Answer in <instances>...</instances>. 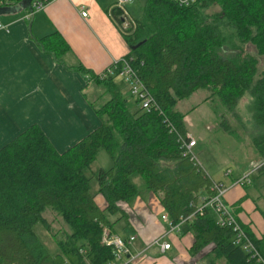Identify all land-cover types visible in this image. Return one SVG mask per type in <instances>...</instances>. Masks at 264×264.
Here are the masks:
<instances>
[{
	"label": "trees",
	"instance_id": "trees-1",
	"mask_svg": "<svg viewBox=\"0 0 264 264\" xmlns=\"http://www.w3.org/2000/svg\"><path fill=\"white\" fill-rule=\"evenodd\" d=\"M20 1L3 0L1 6L13 7ZM111 12L121 25L120 10L114 7ZM132 25L126 31L119 26L130 47L125 56L133 58L157 109L146 111L139 99L123 95L115 73L95 80L108 95L95 108L100 125L67 150L58 152L36 124L1 147L0 264H108L112 247L101 243L103 228H112L111 216L122 214L119 202L141 195L131 179L137 174L173 221L192 212L189 204L210 194L211 178L183 155L165 119L184 136V115L176 105L198 90L208 91V98L216 97L231 113L241 98L249 96L246 108L253 125L249 140L264 158V68L259 66L264 59V0H197L186 7L172 0H146ZM39 42L62 60L67 46L60 33ZM226 123L219 125L240 139ZM100 149L113 165L87 176L85 170ZM97 194L107 202L104 209L95 201ZM48 208L68 228L61 238L43 216ZM37 222L51 234L59 253L51 254L38 238ZM188 223L195 233V248L215 242L216 252L231 264H263L233 243L231 230L217 226L210 210ZM245 231L264 260V234L255 238Z\"/></svg>",
	"mask_w": 264,
	"mask_h": 264
},
{
	"label": "crops",
	"instance_id": "crops-1",
	"mask_svg": "<svg viewBox=\"0 0 264 264\" xmlns=\"http://www.w3.org/2000/svg\"><path fill=\"white\" fill-rule=\"evenodd\" d=\"M114 7V0H53L30 16L23 9L0 15V22L9 29L0 31V148L36 124L56 150L63 152L100 125L89 91L93 85L87 76L104 71L130 51L112 15ZM83 10L87 12L85 17L81 15ZM55 31L67 46L60 62L39 42ZM205 102L208 99L200 103ZM180 112L187 133L196 141L193 150L200 143L205 146L206 132L213 128L208 123L216 116L201 117L200 131L196 133L188 111ZM249 126L252 130L253 126ZM214 127L224 143L217 145L219 157L211 161L208 153H213L197 148L194 153L199 165L212 180L230 187L225 202L241 225L255 238H261L264 194L256 185L264 184V168L255 172L257 175L249 183H233L263 157L250 140L231 137L219 124ZM146 192L147 200L137 195L131 201H121L122 214L111 216L115 232L135 235L133 252L147 247L146 256L136 264H231L225 255L216 252L215 242L195 248L190 223L166 234L167 223L161 219L165 210L154 193ZM95 201L101 209L107 206L101 194L95 196ZM162 241H168L171 247L162 251Z\"/></svg>",
	"mask_w": 264,
	"mask_h": 264
},
{
	"label": "built area",
	"instance_id": "built-area-1",
	"mask_svg": "<svg viewBox=\"0 0 264 264\" xmlns=\"http://www.w3.org/2000/svg\"><path fill=\"white\" fill-rule=\"evenodd\" d=\"M53 0H33L31 7L32 12L28 16L32 15L35 11L42 9L46 4L52 2ZM133 0H116L114 1V6L122 11L124 14L121 16L122 23H126L125 14L128 12L125 5L131 3ZM173 3L180 7H186L194 4L197 0H172ZM86 10L81 11L82 16H86ZM8 25L0 22V31L7 32ZM133 58L131 56H124L113 62V64L105 69L104 71L93 75L87 76V81L104 80L105 78L117 73L122 76L125 82L129 86L131 95L139 99L140 106L146 111H150L153 107L157 109L154 98L145 87L139 75L137 69L132 65ZM169 132H173L177 135L178 142L183 151V155L189 157L190 160L198 162L197 157L194 153L193 147L196 144L195 139H193L188 133L184 136L181 135L174 125L165 119ZM264 168V158L259 162L255 163L247 173L242 175L240 178L236 179L233 184H243L250 182V176ZM229 173V171H228ZM229 186L222 181L212 180L209 187L210 194L202 198L199 202H191L189 207L193 208V211L187 215H182L179 217L178 221H173L167 212L161 215V219L167 223V233H172L179 231L181 226L189 221H192L196 215H202L206 210H210L215 216V223L219 227L228 228L231 230L233 235V243L240 245L245 252L249 255V258L255 259L257 262L263 263L264 260L260 256L254 242L251 240L248 233L245 231L235 214L231 211L227 203L225 202V195L229 190ZM135 235L122 236L115 232L110 227H104L101 237V243L112 247V259L108 264H136L137 261L144 256L147 247L139 252H133L132 246L135 241ZM157 243V241H155ZM162 251L168 250L171 244L168 241H162L159 244Z\"/></svg>",
	"mask_w": 264,
	"mask_h": 264
},
{
	"label": "rangeland",
	"instance_id": "rangeland-1",
	"mask_svg": "<svg viewBox=\"0 0 264 264\" xmlns=\"http://www.w3.org/2000/svg\"><path fill=\"white\" fill-rule=\"evenodd\" d=\"M116 1V0H114ZM146 0H133L131 3L125 5L126 10L128 14H125V20L126 23H122L121 28L123 31L128 30L132 25L133 21L138 18L141 15L142 12V6L145 4ZM117 8V7H115ZM218 9V8H216ZM120 10V9H119ZM124 14L120 10V17ZM60 48V47H59ZM250 52L254 53V49L250 47ZM260 69L264 68V59L260 58ZM92 87L90 88L91 92V98L93 99V102L95 103V108L100 107L105 101L106 98H108L107 94H104V89L101 85L96 86V82L91 81ZM95 83V84H94ZM116 83L118 87L120 88L123 95L128 96L131 94L129 90L128 84L125 82L124 78L122 76L116 75ZM88 91V92H89ZM209 92L206 90H198L194 92L189 98L181 100L177 103L176 109H179L180 111H188L190 114V118L192 119L193 123L195 124L194 132H199L198 127L201 125L202 122L201 117H204L203 119L208 118V115H215V121L213 119L208 124H211L213 126L212 129L208 130L206 133L207 141H205V146H203L201 143L197 147L199 149H203L205 152H211L213 154L208 153V156L211 157L214 161L216 157L218 156V150L216 149L218 146L223 143L221 142V133L218 132V129H216L214 126L216 124H220V122L223 120L224 122L227 121L229 129H231L232 132L236 133L239 138H241L244 142H249V133L252 132L251 129H248V125L251 124L250 116L248 115V111L246 108V105L249 101V96H245L241 98L238 102V106L235 112L231 113L229 110H227L221 102L216 98H208ZM204 98L208 99V102L200 103ZM193 108V109H192ZM239 114L240 116H238ZM201 119V122L199 120ZM250 119V120H249ZM226 123V124H227ZM204 124H207L204 123ZM249 126V127H251ZM226 131V130H224ZM228 134V132H227ZM230 135V134H228ZM233 137L232 135H230ZM226 139H228L227 136L224 135ZM223 138V139H225ZM234 138V137H233ZM225 139V140H226ZM228 141V140H227ZM224 144V143H223ZM202 145V146H201ZM222 146V145H221ZM195 148V149H197ZM194 149V150H195ZM113 165V159L110 158V156L107 154V152L104 149H100L97 153V156L95 160L90 164V166L85 170V174L87 176H93L95 173L98 172L99 169L104 168L107 169ZM256 173H253L250 176V180L254 179L256 176ZM132 181L134 184L139 188L141 192V196L144 197L147 200V190L145 189V183L142 180V178L137 174L134 175L132 178ZM92 189L93 191L96 190L97 184L96 180L93 178L91 181ZM260 191V193L264 194V184L256 185ZM145 189V190H144ZM131 201V200H130ZM121 203V202H120ZM49 208L46 209L43 212V216L49 221L51 224L52 230L54 232H57V237L61 238V235H63V232H68V228L63 222V220L53 213ZM117 216V214L112 215V217ZM113 217V218H114ZM129 232V230H127ZM34 232L38 236V238L41 240V242L44 244L46 249L51 253H59L60 249L57 246L55 240L51 237V234L44 228L41 222H37L34 225ZM146 256V253L144 254V257Z\"/></svg>",
	"mask_w": 264,
	"mask_h": 264
},
{
	"label": "water",
	"instance_id": "water-1",
	"mask_svg": "<svg viewBox=\"0 0 264 264\" xmlns=\"http://www.w3.org/2000/svg\"><path fill=\"white\" fill-rule=\"evenodd\" d=\"M32 1L33 0H21L18 6L4 7L1 6L2 0H0V15L10 12H17L22 9L32 12V7H31Z\"/></svg>",
	"mask_w": 264,
	"mask_h": 264
},
{
	"label": "bare ground",
	"instance_id": "bare-ground-1",
	"mask_svg": "<svg viewBox=\"0 0 264 264\" xmlns=\"http://www.w3.org/2000/svg\"><path fill=\"white\" fill-rule=\"evenodd\" d=\"M3 1V0H2Z\"/></svg>",
	"mask_w": 264,
	"mask_h": 264
}]
</instances>
